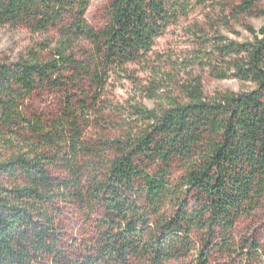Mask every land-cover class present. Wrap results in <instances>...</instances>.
Instances as JSON below:
<instances>
[{
  "label": "trees",
  "instance_id": "trees-1",
  "mask_svg": "<svg viewBox=\"0 0 264 264\" xmlns=\"http://www.w3.org/2000/svg\"><path fill=\"white\" fill-rule=\"evenodd\" d=\"M207 3L264 18V0H111L94 29L89 0H0V26L42 41L26 59H0V142L18 141L0 154V264H264V242L237 236L264 204V24L244 25L242 41L216 36L198 58L249 86L238 92L208 97L191 77L174 96L153 63L157 40ZM136 65L155 76L143 89L156 107L135 104L125 132L87 138L85 112ZM38 89L65 91L50 123L28 103ZM69 206L79 239L61 221Z\"/></svg>",
  "mask_w": 264,
  "mask_h": 264
},
{
  "label": "rangeland",
  "instance_id": "rangeland-1",
  "mask_svg": "<svg viewBox=\"0 0 264 264\" xmlns=\"http://www.w3.org/2000/svg\"><path fill=\"white\" fill-rule=\"evenodd\" d=\"M110 1L89 0L85 19L92 28L100 29L106 24ZM230 9L232 8H228L223 14L217 8L212 9L210 3L202 7L195 6L187 17L179 19L157 40L155 47L157 54L153 58V63L156 68L169 73V77L163 81V86L173 89L174 96L179 95L178 88L191 77L201 79L204 94L208 97L219 91L238 92L249 87L232 78L218 80L212 76L207 64L200 67L198 63L200 62L198 58L204 57V53L210 50V44L216 36L242 41L248 37L244 25H250L257 30L264 24L262 16H242L232 13ZM41 42L39 36L31 35L22 27L0 26V59L10 63L26 59L27 53L38 50ZM40 52L41 56L47 55V51ZM205 62L207 61L204 59L202 63ZM153 77H155L153 73L144 65L130 66L127 74L113 75L100 103L84 114L89 117L87 138L118 136L125 132L129 128L131 106L135 104L148 108L156 107L154 102L147 99V93L143 89ZM65 99L64 90L38 89L29 97L28 103L36 116L50 123L63 111ZM180 99L182 100V97ZM17 142L13 146L0 142L1 157L6 158L13 154L18 146ZM46 149L47 147L44 148ZM61 221L71 239L81 238L83 220L74 207L66 208ZM237 236L239 239L248 238L251 241L264 242V204L252 217L239 221ZM234 264L260 263H247L238 259Z\"/></svg>",
  "mask_w": 264,
  "mask_h": 264
}]
</instances>
